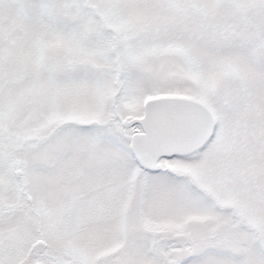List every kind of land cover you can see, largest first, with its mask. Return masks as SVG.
Listing matches in <instances>:
<instances>
[{"label":"snow or ice","instance_id":"6c2138e0","mask_svg":"<svg viewBox=\"0 0 264 264\" xmlns=\"http://www.w3.org/2000/svg\"><path fill=\"white\" fill-rule=\"evenodd\" d=\"M0 264H264V0H0Z\"/></svg>","mask_w":264,"mask_h":264}]
</instances>
